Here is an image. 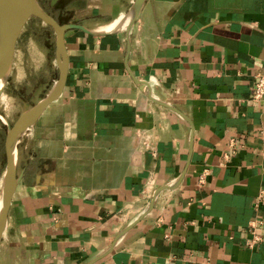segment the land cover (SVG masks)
<instances>
[{"label":"crops","instance_id":"0c3cea01","mask_svg":"<svg viewBox=\"0 0 264 264\" xmlns=\"http://www.w3.org/2000/svg\"><path fill=\"white\" fill-rule=\"evenodd\" d=\"M133 2L53 16L104 31ZM65 43V86L17 142L0 264H264V0H146L129 33Z\"/></svg>","mask_w":264,"mask_h":264},{"label":"water","instance_id":"95a60500","mask_svg":"<svg viewBox=\"0 0 264 264\" xmlns=\"http://www.w3.org/2000/svg\"><path fill=\"white\" fill-rule=\"evenodd\" d=\"M59 1L50 0L49 5L54 7ZM145 1L134 0L131 9L122 21L110 29L95 31L78 22L60 23L38 0H0V61L7 52H10L11 69L20 30L25 22L31 16H34L52 28L55 33V60L58 69L55 82L49 92L36 104L24 110L12 124L8 123L4 116L0 114V119L6 124V165L1 178L0 239L6 227L12 196L20 180L16 160L17 142L20 136L36 122L45 108L60 96L66 83L68 73V56L65 43L66 32L78 29L96 36L111 34L121 30L129 33ZM8 76L5 79V85Z\"/></svg>","mask_w":264,"mask_h":264},{"label":"rangeland","instance_id":"374dc122","mask_svg":"<svg viewBox=\"0 0 264 264\" xmlns=\"http://www.w3.org/2000/svg\"><path fill=\"white\" fill-rule=\"evenodd\" d=\"M38 1L53 15L50 0ZM57 73L55 33L41 20L31 16L17 38L13 62L3 91L7 100L5 103L0 101V114L12 124L24 110L49 92ZM5 135L6 124L0 119V184L6 165Z\"/></svg>","mask_w":264,"mask_h":264},{"label":"built area","instance_id":"2783aa9c","mask_svg":"<svg viewBox=\"0 0 264 264\" xmlns=\"http://www.w3.org/2000/svg\"><path fill=\"white\" fill-rule=\"evenodd\" d=\"M252 100L254 101H263L264 102V72H259L256 75L255 82L252 87V95H251ZM230 146L231 147H236V141L235 139L230 140ZM200 183L204 182V174L200 176L199 179ZM212 264V263H210Z\"/></svg>","mask_w":264,"mask_h":264},{"label":"bare ground","instance_id":"6f19581e","mask_svg":"<svg viewBox=\"0 0 264 264\" xmlns=\"http://www.w3.org/2000/svg\"><path fill=\"white\" fill-rule=\"evenodd\" d=\"M10 64H11V56L10 52H7L6 55L3 56V58L0 61V101L2 103L6 102V97L3 94L4 86H5V79L8 76L9 70H10ZM2 185L0 184V206L2 201V193H1Z\"/></svg>","mask_w":264,"mask_h":264},{"label":"flooded vegetation","instance_id":"af4514ba","mask_svg":"<svg viewBox=\"0 0 264 264\" xmlns=\"http://www.w3.org/2000/svg\"><path fill=\"white\" fill-rule=\"evenodd\" d=\"M64 2H66V0H60L54 7H50L54 10V12H56L57 7L63 4ZM54 12L53 14H55Z\"/></svg>","mask_w":264,"mask_h":264}]
</instances>
